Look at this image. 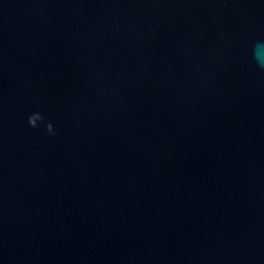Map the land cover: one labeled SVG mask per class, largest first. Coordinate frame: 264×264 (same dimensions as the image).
<instances>
[{
	"label": "water",
	"instance_id": "1",
	"mask_svg": "<svg viewBox=\"0 0 264 264\" xmlns=\"http://www.w3.org/2000/svg\"><path fill=\"white\" fill-rule=\"evenodd\" d=\"M0 264H264V0H0Z\"/></svg>",
	"mask_w": 264,
	"mask_h": 264
},
{
	"label": "clouds",
	"instance_id": "2",
	"mask_svg": "<svg viewBox=\"0 0 264 264\" xmlns=\"http://www.w3.org/2000/svg\"><path fill=\"white\" fill-rule=\"evenodd\" d=\"M257 60L258 61L260 60L259 55H257ZM43 119H44L43 116L39 112H34L28 116V124L30 127L36 128L38 127L37 121H42ZM45 131L53 136L56 134L51 122L45 125Z\"/></svg>",
	"mask_w": 264,
	"mask_h": 264
}]
</instances>
